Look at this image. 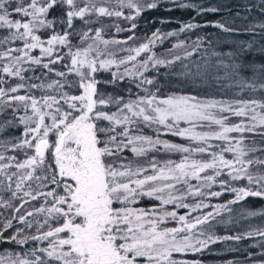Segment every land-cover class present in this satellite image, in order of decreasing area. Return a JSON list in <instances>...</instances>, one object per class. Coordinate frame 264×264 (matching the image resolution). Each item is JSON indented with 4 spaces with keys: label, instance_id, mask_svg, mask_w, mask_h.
<instances>
[{
    "label": "snow or ice",
    "instance_id": "obj_1",
    "mask_svg": "<svg viewBox=\"0 0 264 264\" xmlns=\"http://www.w3.org/2000/svg\"><path fill=\"white\" fill-rule=\"evenodd\" d=\"M159 2L0 0V84L7 83L5 76L21 81L7 90L0 87V113L7 116L9 109L15 113L21 108L25 113L0 122V132L17 119L24 126L20 137L0 143L4 149L0 152V191L10 194L7 200L0 196V207L15 213L0 221V244H37L19 252L5 250L0 254V264H201L199 260L178 259L176 254L200 253L218 241L253 237L260 238L257 244L261 251H249L241 264H264V226L250 227L232 236H217L209 224L247 197L264 198V144L256 147L254 141L252 146L248 143V134L264 138V19L243 29L250 34L249 40L233 43L227 50L208 51L203 48V38H198L191 50L181 40L165 54L157 55L153 51L156 42L177 35V31L161 33L159 29L146 42L127 49L130 54L126 59L117 61L115 53L101 50V44L107 48L109 44L127 41L105 39L104 27H93L94 24L106 17L135 21ZM168 2L176 8L195 9L197 15L217 11L182 0ZM258 7L264 17V0ZM210 23L224 33L237 31L224 22ZM199 27L189 21L178 32ZM136 28L137 24L132 23L127 31ZM116 31L124 29L117 26ZM73 39H78L79 45L74 46ZM133 39L134 35L127 38ZM17 41L23 46H8ZM62 47L68 49L70 63L67 72H55L54 66L63 64L65 59L60 55ZM35 49L39 56L32 55ZM201 51L203 55H199ZM142 53L146 58L137 62ZM129 62L132 71L125 67L123 74L113 72L109 83L126 76L137 77L136 87L144 95L125 101L100 92L98 84L104 82L97 81L94 74ZM25 64L41 66L47 70L44 76L54 73L59 79L28 84L24 73L29 69ZM161 66L167 69L164 75L169 79L178 78L197 92L235 88L236 95L244 93L248 98L161 96L159 80L145 75L150 67L159 73ZM71 74H76L78 81H69L67 76ZM66 88L79 94L71 95ZM21 89H52L57 95L37 99L16 94ZM109 105H115L116 111L104 110ZM231 117L238 122H230ZM139 122L156 126L155 138L133 134V127ZM161 134L183 137L195 146L162 140ZM9 146L22 153L24 159L6 155ZM161 148L181 153V159L160 164L153 158L145 167L125 155L130 151L140 157ZM191 180H196L198 186ZM245 180L244 186H232L233 182ZM33 181L37 182L35 189ZM217 184L221 191H210ZM206 190L209 197L231 192L234 198L212 206V212L193 215L209 205L203 200L189 205L184 200L203 197ZM141 197L155 198L159 204L151 209L134 207ZM38 199L44 201L40 207L21 214L26 204ZM170 204L189 211L178 215L175 210L166 209ZM36 215H43V223L37 224V234L28 235L26 229L33 227L29 218ZM246 215L264 218V212L248 211ZM169 218L177 221V226H165ZM45 226L47 231L42 230Z\"/></svg>",
    "mask_w": 264,
    "mask_h": 264
},
{
    "label": "trees",
    "instance_id": "obj_2",
    "mask_svg": "<svg viewBox=\"0 0 264 264\" xmlns=\"http://www.w3.org/2000/svg\"><path fill=\"white\" fill-rule=\"evenodd\" d=\"M148 2H151V0H148ZM182 2L195 3L197 5H202L205 8H216L217 11L207 12L197 15L195 9L176 8L171 3H169L168 0H160L156 8L146 9L144 12L141 13L139 17L135 19V21H128L122 17L121 18L106 17V18H102L101 23L94 24L93 27L103 26L104 27L103 35L105 39H109V40L116 39L123 41L121 40V37H126V36L128 37L134 35L135 39L133 40L135 42L145 41L146 38L151 36V34L155 32L157 29H159L161 33L177 31L176 36H166L162 38L161 41H157L155 46L153 47V51L157 55H163L166 53L167 49H170L173 44L181 40L185 41L186 45L188 46V50H191V47L198 40V38H203V48L208 49V51H211L213 49L218 51L227 50L228 47H230L233 43L242 40H249L250 34L248 32L243 31V29L246 28L250 23H256L259 20L264 19V17L261 16L258 7L261 4V0H182ZM168 9H172V10L169 11ZM124 11H125V15H128V10L125 9ZM53 15H58V13H53ZM161 21H166V23H161ZM189 21L198 23L201 25V27L197 29H193L191 31L178 32V29L181 27V25ZM215 21L224 22L226 25L237 29V31L232 33H224L222 32L221 29L215 27L212 23H210ZM132 23H136L137 28L133 31H127V29L131 27ZM117 26H119L121 29H124V31L117 32L116 31ZM60 30L61 29H58V31ZM257 32H259V29H257ZM48 35H50V33L45 34L42 37H48ZM79 43L80 42L78 39L72 40V44L74 46L79 45ZM89 43H91V41H89ZM127 43H132V42L127 41ZM127 43H121L120 45L110 44L107 46V48H105V46L101 44L100 47L105 51L108 50L112 53H115V55L119 57L125 54L126 52H128L126 50ZM8 46L22 47L23 45L22 42L17 41L14 44ZM67 51H68L67 48L62 47L60 49V55L64 56L65 59L63 61V64L57 63L54 66L55 72H60V71L67 72L66 66L70 63V60L67 58L66 55ZM199 55H203V51H201ZM196 56L197 54H194L193 58H196ZM142 57L145 59L146 58L145 54H143ZM45 62L47 61L45 60ZM24 67L29 69L24 73V76L26 77L25 82L28 84H39L41 83V81H43L44 83H50L52 80L59 79L57 76L54 75V73H48L47 76H44V73L47 72V70L43 69L41 66L25 64ZM166 71L167 69L164 66H161V68L159 69V73H157L156 70L150 67L149 70L145 73V75L148 78L156 77L159 80L160 85L162 86L161 96H167L171 94H179V95L193 94V95H198L201 98H215V99H226V100L248 98V96L244 93H240L239 95H236L238 90L235 88L231 90H222L219 87H216V88H210L204 91L197 92L194 89H191V86L188 85L187 83H181L178 78L169 79L167 76L164 75ZM113 72H116L114 65L109 69H100L94 74L97 81L104 82L98 84V89L100 92L104 93L105 95L123 97L125 101H127L128 99H136L138 95L140 96L144 95V93L140 89H138V87H136L138 81L135 78H128L126 76L124 80H117L114 84L109 83L110 81L113 80V76H112ZM37 77H39V79H37ZM67 79L71 82H76L78 81L79 77L76 74H71L67 76ZM5 80L7 81V83L0 84V87H4L6 90L9 87H13L17 83L21 82L17 78H8L6 76H5ZM145 87H150V86L145 85ZM64 90L69 91L71 95L79 94V91L73 89L66 88ZM150 90L155 91V88H151ZM16 94L33 95L37 99H39L44 95H57V91L52 89H48V90L32 89L30 91L27 89H21ZM22 110L23 109L21 108L20 111ZM104 110L116 111V106L109 105ZM20 111L13 113L12 110L9 109L7 116L5 114L0 113V118L3 121L5 119L12 118L13 115L18 118L19 116L23 115L20 114ZM230 122L236 123L238 122V119L235 117H231ZM23 129L24 126L19 124L17 119L13 123V125L7 127L5 132H2L1 135L6 139L7 138L11 139V136L13 137V135H16V132L20 134L21 130ZM162 131L163 130H161V132ZM133 133L150 134V136L155 137L157 134V129L156 126L149 127L138 123L136 126L133 127ZM248 135L250 137L248 140L250 146L253 145V141L255 142L256 147H260L262 144H264V138L253 134H248ZM160 137L165 138L172 142L183 144L185 146H190V145L195 146L194 142H190L189 140L183 137H177L171 134H161ZM210 143L219 144L220 142L210 141ZM2 151H4V149L0 148V152ZM5 154L9 156H17L18 159L20 160L24 159V155L22 153H17L15 150H12L10 146H9V150ZM125 155L128 158L130 156L133 157L130 151H126ZM227 156L228 158H231V154H227ZM147 158L149 159L150 157L147 156ZM175 158L178 159L179 155H176ZM190 182L193 185L198 186V182L196 180H191ZM35 183L36 182L33 181L32 185H36ZM246 184H247L246 180L242 182L236 181L232 183V186L241 187ZM178 187H180L181 191L185 190L181 186ZM210 191H221V189L218 185L216 187V190L211 188ZM9 195L10 194L7 192L0 193V196H2L3 199L5 200L9 198ZM233 198L234 196L231 192H224V194L220 197H209L207 193H205L203 197H196V198L188 197L187 199H185V201L201 199V200H208L211 203H219V202L223 203V202H228ZM13 203L18 205L19 201H14ZM43 203H44L43 199L30 201L21 210V214H23L24 211H30L33 208H38ZM158 204L159 201L155 200V198L141 197L138 199V201L134 206L139 208L149 209V206L152 205L155 206ZM237 205H240L243 209L255 211L258 208L264 207V198L247 197L245 198L244 201H240L238 204L232 206L236 208ZM165 207L168 211L175 210L178 213V215H185L189 211V209L179 208L176 205H172V204L167 205ZM207 210H208L207 208H204L196 213H193V215L203 214L204 212H207ZM14 214L15 213L13 212L12 209L0 207V221ZM29 219L32 221L33 227L31 229H26V234L35 235L37 234L36 233L37 224L38 223L42 224L44 217L43 215H36L30 217ZM13 223L16 224L17 226L23 227V225H19L16 221H14ZM165 226L175 227L177 226V221H174L171 218H169L166 221ZM258 226H264V218H262L261 216H253V217H248L239 222H234V223L232 222L228 224L219 225L214 234L217 236H232L247 231L250 227H258ZM42 230L47 231L48 229L45 226L43 227ZM11 231L12 230H9V232ZM259 239H260L259 237H253V238H245L242 241H231V240L218 241L215 244L209 245L207 249L203 250L200 253L176 254V258L187 259V260H199L201 264H227L228 261H234L236 262V264H241V262L245 261V257L249 251L255 253H259L261 251L260 247L257 244V241ZM34 246H37V244L32 241H29L28 244L23 246H17L12 243H4V244H0V254H3L5 250L8 251L14 250L19 252L21 248L26 250Z\"/></svg>",
    "mask_w": 264,
    "mask_h": 264
},
{
    "label": "rangeland",
    "instance_id": "obj_3",
    "mask_svg": "<svg viewBox=\"0 0 264 264\" xmlns=\"http://www.w3.org/2000/svg\"><path fill=\"white\" fill-rule=\"evenodd\" d=\"M129 37V36H128ZM127 36L126 37H121V40H123V41H128V42H132V43H127V48L129 49V48H135V47H137L140 43H144V42H146V40L145 41H140V42H135L134 40H127V38H128ZM43 39H47V37H42ZM110 45V44H109ZM120 45V44H119ZM101 48V47H100ZM127 48H126V50H127ZM101 50L102 51H105L104 49H102L101 48ZM107 52H110V51H108L107 50ZM130 53L129 52H126L125 54H123V55H121V56H119V57H117L116 55H115V59L117 60V61H119V60H121V59H126V57L129 55ZM131 54H134V53H131ZM143 54L144 53H142L141 55H140V57H138L137 58V62H139V61H141V60H143L144 58L142 57L143 56ZM32 55H35V56H39L40 55V52H39V50L38 49H35V50H33L32 51ZM115 66V71L117 72V74H123L124 73V70H125V67H127L128 68V70L129 71H132V63L131 62H129V63H127L126 65H119V66H117V65H114ZM115 72V73H116ZM128 78H135L137 81L139 80V78H137V77H133V76H127ZM138 83V82H137ZM144 87H145V85H144ZM138 89H140V88H138ZM141 90V89H140ZM20 114H25L24 113V111L22 110V111H20ZM0 122H3V120L0 118ZM140 124H143V122H139ZM144 125V124H143ZM147 126V125H146ZM23 131H24V129L23 130H21V133L19 134L18 132H16V135H13V137L11 136V139L12 138H16V137H20L21 135H22V133H23ZM1 133L2 132H0V135H1ZM17 134H19V135H17ZM134 134V133H133ZM136 134H138V135H145V136H150V134H143V133H136ZM153 138H155V137H153ZM10 138H4L2 135H1V137H0V143H3V142H6L7 140H9ZM160 139H162V140H167V139H165V138H161L160 137ZM167 141H169V140H167ZM169 142H171V143H176V142H172V141H169ZM176 144H179V143H176ZM133 155V157H129V159H133L132 161H134L135 162V164H139V165H142V166H148V164H149V162L153 159V158H155V160L158 162V163H160V164H163L165 161H168V160H172V161H176V162H179V160L181 159V156H182V154L181 153H176V152H168V151H165V150H163L162 148L160 149V150H152V151H149V152H147L145 155H143V156H140V157H136V156H134V154H132ZM176 155H179V158L177 159V158H175V156ZM147 156H149L150 158L148 159L147 158ZM149 174H151V172H149ZM36 185H32V187H33V189H35L36 187H37V182L35 183ZM217 186H218V184H217ZM216 185H213V189L214 190H216V187H217ZM47 189H40V191H46ZM2 191H0V193H1ZM205 193H207V191H205ZM198 200H201V199H194V200H191V201H185L184 200V203H186V204H189V205H192V204H194V203H196ZM203 203L204 204H207V205H209V207H207V212H212L213 211V207L212 206H215V205H217V204H223V203H227V202H223V203H221V202H219V203H211L210 201H208V200H203ZM154 205H152V206H149V209H151L152 207H153ZM156 206V205H155ZM135 207V206H134ZM232 207V211L231 212H222L221 214H220V216H218V217H216L215 218V220H213V221H210L209 222V224H210V226H211V228H210V231L211 232H213V233H215V231H216V229H217V227L219 226V225H222V224H228V223H234V222H239V221H241V220H244V219H246V218H248V217H253V216H247L246 215V213L248 212V211H254V210H247V209H243L240 205H237V207L235 208L234 206H231ZM137 208H139V207H137ZM256 212H264V207L263 208H258V209H256L255 210ZM207 212H204L203 214H205V213H207ZM196 215V214H195ZM199 215H202V214H199ZM206 228H207V226H206Z\"/></svg>",
    "mask_w": 264,
    "mask_h": 264
}]
</instances>
